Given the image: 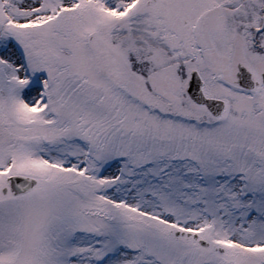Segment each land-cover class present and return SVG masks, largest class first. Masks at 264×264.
Returning a JSON list of instances; mask_svg holds the SVG:
<instances>
[{"label": "snow or ice", "instance_id": "6c2138e0", "mask_svg": "<svg viewBox=\"0 0 264 264\" xmlns=\"http://www.w3.org/2000/svg\"><path fill=\"white\" fill-rule=\"evenodd\" d=\"M0 264H264V0H0Z\"/></svg>", "mask_w": 264, "mask_h": 264}]
</instances>
